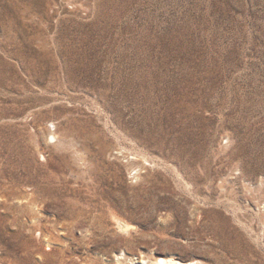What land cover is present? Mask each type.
I'll use <instances>...</instances> for the list:
<instances>
[{"label":"rangeland","instance_id":"obj_1","mask_svg":"<svg viewBox=\"0 0 264 264\" xmlns=\"http://www.w3.org/2000/svg\"><path fill=\"white\" fill-rule=\"evenodd\" d=\"M160 258L264 264V0H0V264Z\"/></svg>","mask_w":264,"mask_h":264},{"label":"bare ground","instance_id":"obj_2","mask_svg":"<svg viewBox=\"0 0 264 264\" xmlns=\"http://www.w3.org/2000/svg\"><path fill=\"white\" fill-rule=\"evenodd\" d=\"M125 228H128L127 226L125 227ZM157 262H156V264H182V263H179V262H175V261H173L172 259H169V258H160V259H157L156 260Z\"/></svg>","mask_w":264,"mask_h":264}]
</instances>
